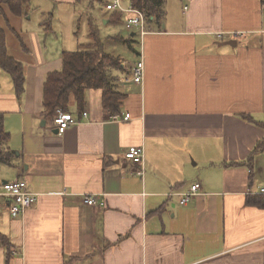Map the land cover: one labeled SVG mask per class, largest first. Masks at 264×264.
<instances>
[{"label": "crops", "instance_id": "obj_1", "mask_svg": "<svg viewBox=\"0 0 264 264\" xmlns=\"http://www.w3.org/2000/svg\"><path fill=\"white\" fill-rule=\"evenodd\" d=\"M32 1L25 14L0 4L7 54L25 76L18 93L0 66L5 147L14 153L0 181L22 179L39 193L19 217L0 197V264H264V148L255 152L264 139V0H163L161 20L146 15L144 36L126 28L132 13L105 0ZM30 3L45 17L47 7L71 14L54 22L48 12L33 27ZM85 13L91 28L112 27L102 45L125 42L131 54L109 51L122 61L117 110L89 88L84 109L72 100L65 111L87 109L88 118L59 133L44 86L64 53L80 50ZM136 145L141 165L126 157ZM196 183L201 193L183 202ZM85 193L98 203L84 204Z\"/></svg>", "mask_w": 264, "mask_h": 264}, {"label": "trees", "instance_id": "obj_2", "mask_svg": "<svg viewBox=\"0 0 264 264\" xmlns=\"http://www.w3.org/2000/svg\"><path fill=\"white\" fill-rule=\"evenodd\" d=\"M31 0H0L7 3L18 14H25L23 6ZM132 4L144 11L146 15L155 16L156 20L163 17V0H132ZM114 21L123 22V14L114 11ZM92 35L94 43L84 49L74 52H65L63 68L52 72L44 86L43 101L45 113L55 115L58 108L67 111L72 100L84 109L86 91L89 88L102 89L104 102L108 108L116 111L121 94L116 89V74L122 68L121 57L107 52L98 38L99 29L93 24ZM91 35V36H92ZM97 37V38H96ZM132 45L133 39L127 40ZM0 66L7 70L13 78L18 93L24 91L25 76L20 62L7 54L6 38L0 30ZM252 120V119H250ZM10 132L4 124V115L0 113V164H11L14 153L5 147L10 140ZM264 148V139L256 146L255 152ZM239 165V163H237Z\"/></svg>", "mask_w": 264, "mask_h": 264}, {"label": "built area", "instance_id": "obj_3", "mask_svg": "<svg viewBox=\"0 0 264 264\" xmlns=\"http://www.w3.org/2000/svg\"><path fill=\"white\" fill-rule=\"evenodd\" d=\"M104 6L108 10H119L125 13H132L133 15L125 21L126 28L128 30H132L134 28L139 29L141 36H144L145 34L149 33L146 28L147 22L146 14L144 13V11L134 6H124L122 0H105ZM143 64V60H141L138 63V70L135 73L134 80L139 83H141L144 79ZM82 116L84 118H88L89 111L87 109L84 110ZM82 116L78 117L73 113L65 112L59 109L53 119V127L59 133H64L69 126L80 122ZM113 119L115 121H120L124 119L128 120L130 119V115L125 114L123 118L119 116H114ZM126 157L136 164H143L145 161L144 147L138 145L131 146L126 153ZM138 173L141 174L142 172L139 171ZM200 193V185L196 183L190 188V190L182 194L183 202L189 201L191 197L196 196ZM81 196L82 201L86 205H95L98 203V199L96 198V196L89 195L86 193L82 194ZM0 197L11 198V202L9 203L10 211L13 217H19L24 216L27 209L38 200L39 193L31 191L28 188V185L25 180L16 179L13 181H0Z\"/></svg>", "mask_w": 264, "mask_h": 264}, {"label": "rangeland", "instance_id": "obj_4", "mask_svg": "<svg viewBox=\"0 0 264 264\" xmlns=\"http://www.w3.org/2000/svg\"><path fill=\"white\" fill-rule=\"evenodd\" d=\"M35 1H37V0H33L32 3H34ZM83 1H86V0H83ZM130 1L131 0H126L125 1V5L128 6L130 4ZM167 1H172L173 3L175 2V0H165V3H167ZM90 2L91 1H89V4L87 5V8L90 6L89 10H91V11H93V13H95L96 12L95 10L98 9V6L95 5V4L91 5ZM32 3H30L29 6H27V7H30L32 9V11L30 12V14L32 13V19H30L27 22L33 27H40V25H41L40 20L42 18H46L48 12L54 13L55 18L57 17V19H54V22H57L58 19L62 21L63 18L67 14H69V15L71 14L70 8H68L67 6L66 7L57 6L54 9H52V7H47L48 11L46 12V17H45V16L41 15V12L39 11L38 8H35L34 5L31 6ZM72 9H73V7H72ZM167 9L169 10V9H171V7L167 8ZM83 15H85V17L83 18V20H82V22L80 24L81 27L79 28V30H77L78 31V35L80 37V41H81L80 47H79L80 49L84 48V47H87L89 45V41H85V40H88V38H89V33L92 30L90 23H93V21L88 22L86 13L83 14ZM44 24H46V22H44ZM100 28H101L102 32L99 31V33L97 34L99 40L104 35H108L110 32H112V27H104V28H102V24H100ZM114 28H118L117 30H119V31L121 30L119 26H114ZM92 41H95V40H92ZM103 43H104V49L107 52H109V51L116 52V53L123 52L122 54H123L124 57L127 56L128 54H131V52H130V50H129V48H128V46H127V44L125 42L119 41L117 43H113L112 49H110L109 44L106 41H103Z\"/></svg>", "mask_w": 264, "mask_h": 264}]
</instances>
